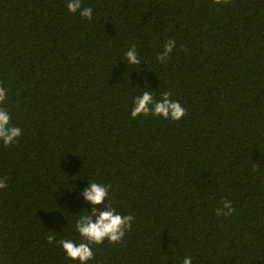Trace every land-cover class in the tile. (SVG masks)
Wrapping results in <instances>:
<instances>
[{
	"label": "trees",
	"instance_id": "1",
	"mask_svg": "<svg viewBox=\"0 0 264 264\" xmlns=\"http://www.w3.org/2000/svg\"><path fill=\"white\" fill-rule=\"evenodd\" d=\"M67 2L0 0V107L22 130L0 142V264H78L47 237L81 242L90 182L135 220L89 264H264V0H81L91 22ZM144 90L186 116L133 120Z\"/></svg>",
	"mask_w": 264,
	"mask_h": 264
},
{
	"label": "clouds",
	"instance_id": "2",
	"mask_svg": "<svg viewBox=\"0 0 264 264\" xmlns=\"http://www.w3.org/2000/svg\"><path fill=\"white\" fill-rule=\"evenodd\" d=\"M233 0H214L217 6L232 4ZM68 11L75 15L79 12L83 19L89 22L93 19V9L91 7H82L81 0H68ZM176 47V41L169 39L163 46V50L157 55V60L161 63L170 59L173 50ZM125 58L128 66H140L141 58L137 54V49L133 45L126 53ZM171 92H163L161 98L156 100L152 91L144 90L134 100V106L131 111L133 120L143 116L161 117L165 120L180 121L186 116V109L178 102L171 99ZM6 90L0 86V105L6 101ZM22 135V130L11 123L9 112L0 107V142L5 148L17 143ZM7 187V182L0 179V190ZM111 185H103L90 182L89 187L83 190V197L86 202L92 205L91 213L87 210L83 215H79L75 228L80 234L81 242L75 243L71 239L57 240L54 235L47 237L48 244H55L62 247L66 258L78 262V264H89L95 257L93 246H101L105 241L112 245H120L126 234L132 230L135 220L133 215H121L113 207L109 197ZM107 201V203H106ZM235 212V208L230 200L223 201V207L216 210L218 217L228 218ZM183 264H192L191 257H185Z\"/></svg>",
	"mask_w": 264,
	"mask_h": 264
}]
</instances>
